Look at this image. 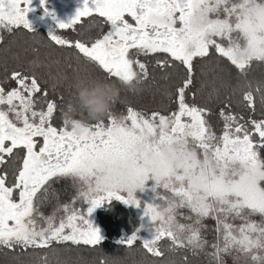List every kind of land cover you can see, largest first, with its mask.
<instances>
[{
  "label": "trees",
  "instance_id": "obj_1",
  "mask_svg": "<svg viewBox=\"0 0 264 264\" xmlns=\"http://www.w3.org/2000/svg\"><path fill=\"white\" fill-rule=\"evenodd\" d=\"M237 1L244 12L253 11L254 5L264 9V0ZM107 26L96 14L52 30L0 26V88L3 96L19 98L21 110L8 113L9 118L27 116L66 133L75 127L105 132L132 117L169 122L187 108L202 120L204 143L209 135L215 137L209 149L225 133L236 131L249 138L253 154L264 164V51L236 64L210 45L188 65L164 52L141 53L132 62V78L124 81L74 45L94 42ZM239 36L228 32L223 40L241 45L245 36ZM182 120L190 122V115ZM24 156L21 146L0 151V183L12 189L13 197ZM230 165L235 166L225 163L222 169ZM96 197L99 204L92 210L101 236L87 242L73 232L82 236L89 228L87 209ZM171 201L157 220L165 233L145 241L136 205L118 197L98 198L83 176L56 174L34 195L25 236L10 233L0 239V264H264V257L253 263L249 255L264 243V211L229 200L216 201L208 210L192 199Z\"/></svg>",
  "mask_w": 264,
  "mask_h": 264
},
{
  "label": "rangeland",
  "instance_id": "obj_2",
  "mask_svg": "<svg viewBox=\"0 0 264 264\" xmlns=\"http://www.w3.org/2000/svg\"><path fill=\"white\" fill-rule=\"evenodd\" d=\"M250 7L253 11L244 12L237 0H0V26L28 24L52 30L84 15H99L108 21L102 35L90 44L74 45L127 81L141 53L164 52L185 65L210 45L236 64L262 53L264 9ZM228 32L237 33L238 39L244 35V42L230 46L223 40ZM16 98L3 96L0 88V151L15 146L25 151L13 185L17 197L0 183V239L10 233L25 236L34 195L49 178L62 173L83 176L98 198L118 197L136 205L145 241L165 233L157 220L160 210L174 202L171 199L195 200L203 210L229 200L264 211V164L253 154L252 142L235 131L209 149L215 137L209 135L204 143L202 120L191 109L182 108L169 122L132 117L105 132L75 127L66 133L27 116L11 120L8 113H21ZM183 115H190L191 121L184 122ZM225 163L235 166L222 169ZM78 184L74 180L72 185ZM98 201L94 198L87 209L89 228L82 236L74 231V237L87 242L100 238L92 210ZM249 255L253 263L264 257V243Z\"/></svg>",
  "mask_w": 264,
  "mask_h": 264
},
{
  "label": "flooded vegetation",
  "instance_id": "obj_3",
  "mask_svg": "<svg viewBox=\"0 0 264 264\" xmlns=\"http://www.w3.org/2000/svg\"><path fill=\"white\" fill-rule=\"evenodd\" d=\"M25 25H28V24H25ZM47 29V28H46ZM18 98V97H17ZM19 99V98H18Z\"/></svg>",
  "mask_w": 264,
  "mask_h": 264
}]
</instances>
